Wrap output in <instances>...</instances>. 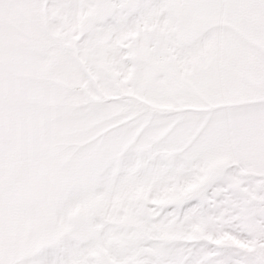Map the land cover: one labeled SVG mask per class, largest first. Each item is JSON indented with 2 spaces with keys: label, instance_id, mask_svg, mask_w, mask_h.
Here are the masks:
<instances>
[{
  "label": "snow or ice",
  "instance_id": "obj_1",
  "mask_svg": "<svg viewBox=\"0 0 264 264\" xmlns=\"http://www.w3.org/2000/svg\"><path fill=\"white\" fill-rule=\"evenodd\" d=\"M0 264H264V0H0Z\"/></svg>",
  "mask_w": 264,
  "mask_h": 264
}]
</instances>
